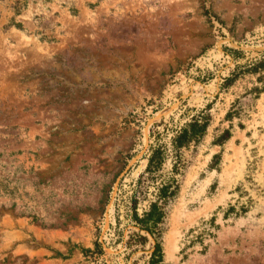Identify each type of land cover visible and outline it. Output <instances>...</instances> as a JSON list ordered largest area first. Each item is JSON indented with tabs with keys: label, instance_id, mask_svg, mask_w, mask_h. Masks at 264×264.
<instances>
[{
	"label": "rangeland",
	"instance_id": "obj_1",
	"mask_svg": "<svg viewBox=\"0 0 264 264\" xmlns=\"http://www.w3.org/2000/svg\"><path fill=\"white\" fill-rule=\"evenodd\" d=\"M242 47L264 0H0V264H264V73L226 82L264 52Z\"/></svg>",
	"mask_w": 264,
	"mask_h": 264
},
{
	"label": "trees",
	"instance_id": "obj_2",
	"mask_svg": "<svg viewBox=\"0 0 264 264\" xmlns=\"http://www.w3.org/2000/svg\"><path fill=\"white\" fill-rule=\"evenodd\" d=\"M244 73L255 74V75H261L262 73H264V58L261 59L260 61H258L253 66L249 67L248 69L243 70L242 72L233 73L232 77L227 79L226 82L228 84L231 82H234L235 80H237V78H239V76H241V74H244ZM259 83H261V84L263 83L262 88H256L254 91L261 94V93H264V77L261 76L259 78ZM207 128H208V124H206V123L200 124L198 122H195V123L189 124L177 136V138L175 139V144L177 145L178 148H183V147L189 145L191 142L202 138L205 135ZM163 217H164V214L161 212L158 205H153L151 208V211L146 215L145 219L140 221V222L146 224L147 227H149V225L152 224V227L147 228V231L152 232L153 226L160 224ZM160 253H161L160 247L157 244L156 245V251L153 255V260H152L151 264H160L161 263V260H160L161 257H159V260H157V261L155 258V256L158 254L160 255Z\"/></svg>",
	"mask_w": 264,
	"mask_h": 264
},
{
	"label": "water",
	"instance_id": "obj_3",
	"mask_svg": "<svg viewBox=\"0 0 264 264\" xmlns=\"http://www.w3.org/2000/svg\"><path fill=\"white\" fill-rule=\"evenodd\" d=\"M242 49L246 50V51H251V52H264V47H261V48H244L242 47ZM147 146H148V141L146 143V148L142 151V153H140L134 160L132 163H130L125 169L124 171L118 176L117 180H116V183H115V186H114V190H113V194H112V197H111V201H110V204H109V207L112 206L114 200H115V197L117 195V191H118V188H119V185H120V182L122 181V179L126 176V174L131 170L132 166L135 164V162H137L144 154L145 150L147 149Z\"/></svg>",
	"mask_w": 264,
	"mask_h": 264
}]
</instances>
